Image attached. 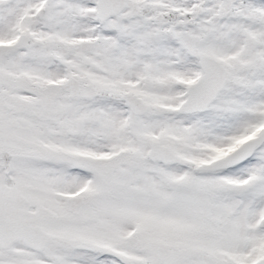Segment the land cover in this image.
Returning <instances> with one entry per match:
<instances>
[{
  "label": "snow or ice",
  "instance_id": "obj_1",
  "mask_svg": "<svg viewBox=\"0 0 264 264\" xmlns=\"http://www.w3.org/2000/svg\"><path fill=\"white\" fill-rule=\"evenodd\" d=\"M0 264H264V0H0Z\"/></svg>",
  "mask_w": 264,
  "mask_h": 264
}]
</instances>
